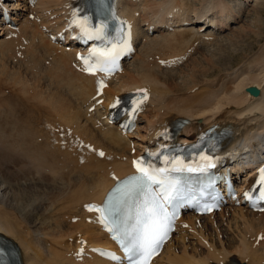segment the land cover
I'll list each match as a JSON object with an SVG mask.
<instances>
[{
    "label": "bare ground",
    "instance_id": "6f19581e",
    "mask_svg": "<svg viewBox=\"0 0 264 264\" xmlns=\"http://www.w3.org/2000/svg\"><path fill=\"white\" fill-rule=\"evenodd\" d=\"M233 1L202 0V3H205L204 10L198 8V11L186 0H119V3L122 5V16L134 26L137 39L142 34L139 32L141 25H147L146 30L150 26L159 29L178 23V26H185L187 21L195 24V21H201L209 13L213 15L215 12L222 19L211 22L215 23L219 29H226L230 22H235L239 18L238 9L235 7L237 4L234 2H239L241 8L249 2V0ZM251 1L257 4L262 0ZM2 5L0 2V7ZM66 5L67 0H38L37 6L32 9V13L36 11L37 15L41 14L37 16L40 18L37 23L26 18L17 30L9 27L0 29V36L6 37L0 43L1 54L8 51L10 45L19 47L24 43L25 52L26 49L29 50V47L31 49L30 52L27 50V58L35 60L33 63L36 65L40 61L37 59L44 57L43 54L50 50L51 55L54 56L53 59L47 56L44 60L49 61L51 68L46 70L45 64L43 63V66L41 63L42 68L40 69L42 73H47L49 80L47 86L55 94V99L50 102L52 98H49V101L43 94H39V91L37 93L36 89L20 85L24 95H30L28 100H25L20 93L18 94V91H16L18 96L14 94L16 97L10 93L3 97V114H1L2 111L0 112L1 118L5 120L0 124V148L3 159L8 165L14 166L15 172L21 167L18 165L23 164L24 166V163H21L22 160L26 161L25 164L33 168L36 176L44 182L51 177L47 172H52L59 165L73 172L65 176L64 186L62 185L63 193L56 195L58 196L56 201L49 203L47 207L45 204L47 202L43 197H40L38 203H36L38 200L35 202L31 200L33 203L29 207L25 205L27 209L23 206L24 208L19 210L24 217L15 216L5 204L10 199L14 206L19 207L18 200L28 201L29 187H25L23 192L16 193L11 191V188L5 187L6 180H1L0 177V235L18 246V253L24 264H108L90 251L89 247L106 243L107 237L100 228L87 223L90 214H87L83 207L93 201L101 203L105 192L114 185V182L132 173V159L136 155L130 152L134 141V143L141 142L151 146V139L148 140L149 135L163 132L168 126L177 123L179 119L186 118L190 122L180 135L182 143H191L195 133L200 129L205 130L211 126H217L218 128L230 127L233 131L227 144L230 147L227 152H231L234 148L241 150L258 143L259 147L264 149L262 138L264 135V45L261 49L259 48L260 55L258 54L259 58L255 62L256 70L241 68L235 70L233 73L235 76L230 74L228 79L219 78L220 80L212 82L209 80L202 82L197 79L186 80L192 84L193 88L204 86L199 87L194 94H181L176 91L180 85L170 84V74L160 70L161 65L158 61L176 63L177 60L186 57L190 50L193 52L196 47L206 44L204 40H217V37L211 38L212 33L201 34L203 31L206 33L212 25L201 26L196 32H192L191 29H181V31L157 35L155 39L153 38L154 40L145 38L142 47L138 48L134 59L121 74L114 77L92 76L78 70L77 65L74 67L75 70L73 69L76 50L57 48L51 45L44 35L41 38L36 31L44 27L46 29L47 27L53 28L52 26L58 27L60 19L51 22L50 17L52 14L61 15ZM14 8L22 12L27 9L25 4L20 3ZM50 11L52 14H47ZM18 16L21 17V13ZM19 17H15L14 20L21 21L22 17ZM61 30V28L57 29V31ZM35 40L42 41L43 47L36 44ZM23 46L20 49L16 48L17 51L21 52ZM225 48L229 49V47ZM16 53L12 54L18 56ZM19 55L23 54L19 53ZM36 55L39 57L35 58ZM158 55L160 57L156 59ZM205 60L209 67L216 63V58ZM57 70L63 72V77L57 76ZM204 74L205 72H201V75ZM112 79V83L106 86ZM187 82H185L186 87L190 86ZM254 86L260 90L258 97L252 96L247 91L248 88ZM143 87H146L150 94L148 102L150 108L146 114L141 115V121L146 122L145 126H141L140 122L135 134L124 136L115 127L101 123L100 118L103 113L95 114L97 111L102 108L107 109L117 95ZM102 88H104L103 94L98 96ZM79 89L80 94H78ZM12 91L15 93L14 90ZM70 93L74 96L73 100H71L73 96L70 98ZM96 93L94 101L96 103L103 98L102 106H96L94 102H90ZM93 106L95 107L94 112L89 109ZM83 108H85V113L81 112ZM48 111L58 113L65 120L64 124L60 127L45 125L43 114ZM58 128L61 129V136H56L54 133ZM131 138H135L134 141ZM75 151H78L79 155ZM99 151L105 154L104 157H101ZM248 157L258 160L255 154ZM22 168L24 167H21V170ZM42 188V186L34 187L30 193L41 196L44 191H40ZM42 207L43 210H40ZM38 212H40L39 217L35 218ZM180 225H185L186 229L184 233L183 230L180 231L183 233L182 238L180 240L174 238L154 264H220L222 262L240 264L241 261H247L249 264H264V213H253L242 207L228 208L209 217L186 215ZM215 232L216 235H214ZM221 235L226 238L223 240ZM213 236L220 238L219 245ZM259 236H261L260 240H258ZM79 238H85L89 244L85 256L82 257V262H78V258L75 257ZM186 239H189V244ZM189 246H193L192 253L189 251ZM206 253L207 255L204 256Z\"/></svg>",
    "mask_w": 264,
    "mask_h": 264
},
{
    "label": "rangeland",
    "instance_id": "374dc122",
    "mask_svg": "<svg viewBox=\"0 0 264 264\" xmlns=\"http://www.w3.org/2000/svg\"><path fill=\"white\" fill-rule=\"evenodd\" d=\"M186 1L190 4H193L195 10L198 11V8H200V10L201 9L204 10L203 6L205 3H202V0H186ZM234 1H237V0H234ZM234 3L237 4V5H235V7L238 9L237 11L239 13L238 14L239 18L234 23L231 22V27H229L227 30L221 32L220 34H215L213 37H217V40H212V39L204 40V42H206V44H201L200 46L196 47L193 52L190 50L189 54H187L186 57L184 56V59L182 60V62H179L177 65H171V64H169V62H168V64H166L165 62L162 63L160 60L158 61V63H160V65H161V67H159L160 70H163V73L170 74V77H169L170 84L180 85V86L177 85L178 87H177L176 91L180 92L181 94H186V93H187V95L188 94H194V92H196L199 89V87L204 86V85H200L199 87L193 88L191 86L192 84H190L186 80L190 81L191 79H197L198 81H202V82L204 80L205 81L209 80L212 82V81L220 80L221 78L222 79H224V78L228 79V77H230V74L235 76V74H233V73H235V70L237 71L238 69H241V68L247 67V68H252V70L257 69V65H255V62H257L259 55H260L259 54L260 53L259 48L261 49L264 45V0H262L261 3H257V4L252 3V1L249 0V2H246L242 6V8L239 5V2H234ZM231 13H232V11H231ZM215 15H218V16H216L217 19L220 18L219 14L215 13ZM181 29H177L176 31H180ZM186 29H191L192 32L197 31V28L195 27V25H190L189 27H186ZM157 35L160 36L162 34H157ZM157 35L156 34L151 35L148 38L154 40L155 36L157 37ZM3 39H5V36H0V43ZM41 42L42 41H40V40H38V42L35 40L36 44H40L41 47H43ZM23 45H19V47H17V46L12 47V45H10L11 50H10V46H9L8 51H5L4 54L0 53V59L2 60V61H0V65L3 62V64L0 66V82H1L0 83L1 84L0 85V112L2 111L1 114H3V108H2L3 107V104H2L3 97L7 93H10L13 95L15 94L16 96H18L16 94V91H18V94L20 93V95L23 96V98L25 100H28L30 98L29 94L24 95L23 88L21 89L20 85H21V87H27L29 89H34V90L36 89L37 90L36 92L38 93V91H39V94H43V96H45V99L49 100V98H52V99H50L51 101L49 100L50 102H52L53 99H55V94H53V90H51L49 88V86H47L48 82H49L48 77L46 76L47 73H42V69H40V67L42 68L41 63L43 66L45 64V67H47L46 70L48 68H51L50 64L48 63L49 61L47 62L46 60H44L47 56H49V58H52L50 50H47V52H45L46 54L45 53L43 54L44 57L38 58L37 61L40 60L38 62L39 64L37 63L35 65L33 63V61H35V60L29 59V57L27 58V56H28L27 50L28 49H26V52H25L24 47L26 45L24 43H23ZM142 45L143 44L141 42V44L139 45V48H141ZM231 45H232V47H231ZM21 46H23L24 49L23 48L22 49L24 51L22 52V49H21V52L17 51V49H20ZM225 47H229V49L230 50L232 49V51H230L228 48H225ZM221 49H223L224 51ZM165 50H166V48H165ZM227 50H229V51H227ZM30 51H31V49L29 47L28 52H30ZM225 51H227V52H225ZM15 52H17L16 55H18V56H15L14 54H12ZM171 52L172 51H170V53ZM19 53L23 54V55H19ZM8 54H10V55H8ZM255 55H258V56L255 57ZM18 57H20V58H18ZM36 57H39V55H36L35 58ZM159 57H160V55H158L156 59H159ZM208 58H213V60H215V58H216V60H215L216 63L212 64L210 67L207 66L208 63L206 62L205 59H208ZM3 65H5V66H3ZM8 65H9V67H8ZM5 69H7V71ZM199 71H201L203 73L205 72L206 75L205 74L201 75V72H199ZM4 72H6L7 74ZM62 73L63 72L57 70V76L63 77ZM34 77H35V79H34ZM32 79H33V81H32ZM126 79L127 78H125V80ZM185 82L189 83L191 87L190 86L186 87ZM37 83H39V85ZM41 83H42V85H41ZM8 86L10 88H8ZM14 86H16V87H14ZM40 86H42V87H40ZM43 86H44V88H43ZM6 89H8V90H6ZM178 89H180V90H178ZM12 90H14L15 93ZM19 90H20V92H19ZM64 90H66V89L64 88ZM174 90H175V88H174ZM45 91L48 94H46ZM78 94H80L79 91H78ZM15 95H14V97H16ZM71 96H73V95L71 94L70 98H71ZM73 99H74V96L72 97L71 100H73ZM84 109L85 108L81 109L82 113H83ZM1 117L2 116H0V121H1L0 124H2L5 121V120L3 121V119ZM43 122L45 125H48V126L60 127V125L64 124L65 120L63 118H61L58 113H56L54 111H48V112L43 114ZM145 125H146L145 121L141 122V126H145ZM60 130L61 129L58 128L56 130V132H54V131L53 132L55 133L56 136H61L62 133L60 132ZM75 153H77L79 155L78 151H75ZM3 158L4 157L2 155V151L0 148V177L2 178L1 180H6L5 181L6 183L4 182L5 187H7L9 189L11 188L10 190L15 191L16 193L21 192V191L23 192L25 187H29L30 192H31V190H34V187H41L42 186L43 188L40 191L44 190L43 193H41V196L37 195L35 193L31 194L29 192L30 198L27 199L29 202L23 201L22 199H20V200H18L19 207L14 206L13 205L14 203H12V200L9 199L5 205L7 206L8 209L11 210L12 213H14L15 216L18 215V216L24 217L22 215L21 211H19V210L23 209L24 207H25L24 209H27L36 200H38V201H36V203H38L40 197H43V199L46 200L47 203H45V204L48 207L49 203L56 201V197H58L56 195H59V194L61 195L63 193V190H64L63 186H64V182H65L64 178H66L69 174L73 173L70 170L63 169L59 165L52 172H47L51 177L49 178L48 181L44 182V180L41 181L36 176L35 170L33 168H31L29 165L27 166V164H25L26 161L24 162V160H22V162H21V163H24V166H22L23 164L18 165V166L24 167V168H22L23 170H21V167H19L18 171L15 172L14 166L8 165L7 162L5 161V159H3ZM7 178H8V180H7ZM14 178H16L17 180L19 179L18 182ZM52 178H54V180ZM10 181H12V182H10ZM50 181L53 182V183L51 182L52 185L55 183L54 184L55 186L53 185V187H52ZM20 188H21V190H20ZM45 197L46 198L50 197V198L46 199ZM50 200H52V201H50ZM11 203H12V205H11ZM25 205H27L28 207H26ZM36 205H38V204H36ZM40 207H41V205L39 206V208ZM40 210H43V207ZM39 213L40 212L35 214V218L39 217ZM19 219H21V218H19ZM21 220H23V219H21ZM35 220H37V219H35ZM209 224H210V222H209ZM225 227H227L226 224H225ZM214 235H216V232L214 233ZM210 237L212 238V236H210ZM213 237H214L217 245H219L218 240H220V238L218 236H213ZM221 238H223L222 235H221ZM224 238H226V237H224ZM224 238H223V240H224ZM186 242L189 244V240H187ZM193 242L196 244L195 240H193ZM208 243L210 244V242H207V244ZM191 248H192V250H191ZM189 249H190L189 251L192 253L193 252V246H189ZM198 251H201V249H198ZM205 255H207V253L204 254V256Z\"/></svg>",
    "mask_w": 264,
    "mask_h": 264
},
{
    "label": "snow or ice",
    "instance_id": "6c2138e0",
    "mask_svg": "<svg viewBox=\"0 0 264 264\" xmlns=\"http://www.w3.org/2000/svg\"><path fill=\"white\" fill-rule=\"evenodd\" d=\"M78 26L86 39L106 41L108 45L104 49L94 48L89 57L81 56L80 59L88 65L94 57L95 63L101 66V70L106 64H114L122 48L120 43L108 38L105 32L107 24L101 21L99 26L93 27L88 24L87 18H85L79 22ZM88 70L91 71V68ZM101 84L103 86V82ZM119 104L120 100L117 99L112 107H117ZM100 155L103 156L104 153L101 152ZM164 159L167 162L168 158L165 157ZM205 159L207 158L205 157ZM134 163L138 175L131 177L122 189L123 196L137 201L135 222L127 233L131 239L125 251L130 256L138 254L142 257L140 264H148L150 258L156 254L157 249L161 247L168 235L170 220L167 207L175 199L177 187L175 182L162 176L165 169H152L151 166L142 167L140 161ZM259 171V182L264 185V169ZM154 186L158 187V190H155ZM261 198L264 199V192H261ZM112 209L115 210V205H112ZM88 210L99 211V209H93L92 206H89Z\"/></svg>",
    "mask_w": 264,
    "mask_h": 264
},
{
    "label": "water",
    "instance_id": "95a60500",
    "mask_svg": "<svg viewBox=\"0 0 264 264\" xmlns=\"http://www.w3.org/2000/svg\"><path fill=\"white\" fill-rule=\"evenodd\" d=\"M247 91L253 96H259L260 93L259 90L255 87H250L247 89Z\"/></svg>",
    "mask_w": 264,
    "mask_h": 264
}]
</instances>
